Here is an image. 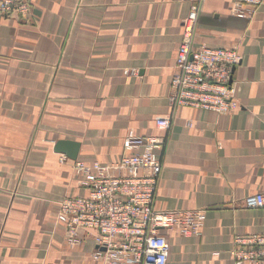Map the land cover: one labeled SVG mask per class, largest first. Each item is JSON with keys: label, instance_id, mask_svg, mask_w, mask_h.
<instances>
[{"label": "crops", "instance_id": "0c3cea01", "mask_svg": "<svg viewBox=\"0 0 264 264\" xmlns=\"http://www.w3.org/2000/svg\"><path fill=\"white\" fill-rule=\"evenodd\" d=\"M29 1L0 15V264H101L91 230L68 243L57 221L63 197L87 192L59 157L117 161L129 133L166 137L155 207L206 210L200 236L164 231L167 264H232L234 235L264 233V208L243 207L264 192V4L241 19L233 0L202 2L195 45L242 57L239 107L218 114L169 105L187 1Z\"/></svg>", "mask_w": 264, "mask_h": 264}, {"label": "built area", "instance_id": "2783aa9c", "mask_svg": "<svg viewBox=\"0 0 264 264\" xmlns=\"http://www.w3.org/2000/svg\"><path fill=\"white\" fill-rule=\"evenodd\" d=\"M187 15L182 19V37L171 74L168 101L173 112L193 107L218 114L239 107L233 71L241 62L235 47L195 45L196 30L203 0H185ZM264 0H233L230 13L251 19ZM29 0H0V15L23 17L29 14ZM169 130L172 118L155 121ZM164 135L129 133L124 137L126 152L107 164H87L61 154L68 163L83 196H65L58 202L57 221L65 224L68 243L79 242V230L92 231L96 248L92 258L101 264H167L170 243L165 230H176L184 237L200 236L205 209H158L155 197L163 163L160 153ZM246 209L264 208V192L248 195ZM232 264H264V233L236 234L230 250Z\"/></svg>", "mask_w": 264, "mask_h": 264}, {"label": "water", "instance_id": "95a60500", "mask_svg": "<svg viewBox=\"0 0 264 264\" xmlns=\"http://www.w3.org/2000/svg\"><path fill=\"white\" fill-rule=\"evenodd\" d=\"M76 143H73L71 141H59L57 143V146L59 147L58 151H62L63 149L65 150L66 149V146L67 147H73L75 146ZM62 148V149H61ZM69 152V151H68ZM71 152V151H70ZM72 158L76 157V151L75 149L69 154Z\"/></svg>", "mask_w": 264, "mask_h": 264}]
</instances>
